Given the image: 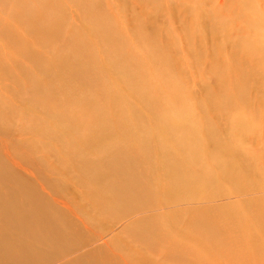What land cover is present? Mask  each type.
<instances>
[{
	"label": "rangeland",
	"instance_id": "obj_1",
	"mask_svg": "<svg viewBox=\"0 0 264 264\" xmlns=\"http://www.w3.org/2000/svg\"><path fill=\"white\" fill-rule=\"evenodd\" d=\"M57 1L66 15L61 20L57 16L52 18L49 28L60 22L59 32L57 36L51 33L52 41L42 49L48 64L44 82L47 94H52L60 103L59 107L48 109L52 116L50 122L62 129L63 123L58 115L66 113L68 117L71 114L74 125L77 122L84 128L80 126V134L89 135L93 141L79 142L67 150L69 153L64 150V154L57 152L54 142L50 143V135L36 129L34 124L35 117L42 113L36 106L38 102L22 108L23 96L14 100L18 109L10 118V125L5 124V128L14 130L9 136L18 142L5 150L9 161L22 177L37 186L44 197L55 199L51 205L54 208L53 228H58L67 238L80 239L70 248L64 247L63 241L51 239L53 243H49V247L56 245L53 249L56 255L67 258L65 261L74 259L75 264L82 263L87 257L85 252L95 245L118 254L119 260H123L126 254L133 255L138 264H192L185 260L187 257H179L177 250L173 251L154 232H150L147 219L169 217L172 222L181 220L173 230L181 233L185 229L197 234L201 242L215 252L228 251L227 244L219 238V225L210 230L216 236V242L210 240L211 243L198 235L201 231L195 227L192 208L205 206L235 209L234 215L245 218L264 246V33L245 26L240 18V10L244 9L264 19V0H244L253 5L244 8L246 2L243 0H96V5H99L97 12L110 18L117 25V31L121 29L125 48L138 58L136 71L131 72L129 83L114 74L106 79L107 94L122 95L120 106L123 113L117 115L111 114L103 94L94 88L82 69L77 68L83 61L82 56L66 50L71 45L79 48V44L69 37L72 27H67V23L78 27L81 23L78 14L84 13L85 18L92 20V16L83 9L86 0ZM55 2L48 0L47 9L52 6L54 9ZM53 9L52 16L58 12ZM221 21H224V27H220ZM140 24L155 28L157 33L156 42L149 51L141 47L145 37ZM29 39L30 43L34 42V48H38L37 41ZM245 44L254 46L256 51L248 54L243 49ZM215 45L234 49L241 59L252 58L253 65L249 66L248 74L238 73L223 78L210 67L193 62V55L200 47L209 54ZM222 52V56L230 61V54L225 49ZM64 53L68 55L61 63L59 56ZM159 55H165L178 64L181 73L173 78V83L180 82L181 92L173 89L172 79L162 71L163 65L155 63ZM137 94L143 98L144 104L138 100ZM185 107L190 110L189 122L195 123L198 129H206L210 125L221 146H226L220 153V149L205 135L200 137V144L195 148L201 149L203 167L215 178L214 188L208 194L202 196L197 193L195 196L196 192L172 194L161 185L156 189L159 199L148 198L137 204L132 199L119 202L114 192L106 187L117 170L132 161L119 153L120 141L127 133L124 124L132 128L143 121L149 125L151 118L185 117L181 114ZM95 112L100 114L98 119L94 117ZM238 126H245V129L238 130ZM100 130H104L105 135H99ZM10 137L0 136L1 144H9ZM168 144L169 139L163 147L167 148ZM177 148L173 146V150ZM233 152H237V157ZM173 159L185 162L187 154L173 152ZM221 162L233 163L243 169L251 165L252 180L245 179L242 183L229 181L227 173L223 176L218 168ZM39 167H44V171ZM196 167L190 164L188 174L193 175ZM103 187L104 191H101ZM143 216L146 218L140 221ZM192 236H187L191 238L190 244L197 240L195 235ZM250 241H245L242 249L252 252L254 247Z\"/></svg>",
	"mask_w": 264,
	"mask_h": 264
},
{
	"label": "bare ground",
	"instance_id": "obj_2",
	"mask_svg": "<svg viewBox=\"0 0 264 264\" xmlns=\"http://www.w3.org/2000/svg\"><path fill=\"white\" fill-rule=\"evenodd\" d=\"M246 1L243 0V2ZM47 2L48 0H0V136L10 137L9 135L14 131L11 128H5V124L10 125V118L18 109L14 100L17 101V97L23 96L22 108H28L32 102L37 101L36 106L42 112L35 117L36 129L50 135V143L54 142L57 152L64 150L65 153H69L67 150L73 149L77 143L92 142L93 138L80 134L81 128H84L77 125V122L74 125L71 114L68 117L66 113L58 115L63 123L62 129L50 122L52 116L48 113V109L54 106L59 107L60 103L52 94H47V86L44 82L48 64L42 49L52 39L49 35L54 33L57 36L59 32L60 22L56 23V27L49 28L52 18L57 16L61 20L66 13L57 0L54 9L53 6L47 9ZM96 3V0H86L83 3V9L89 13L90 17L92 16V20L85 18L86 13H84L78 14L81 22L77 25L78 27L67 23V27H72L69 37L79 44V48L71 45L66 50L74 51L76 55L82 56L79 60L81 58L83 61L77 68H81L94 88L97 87L103 94L111 114H122L123 110L120 106L122 95L120 93L114 96L108 95L106 79L114 74L121 81L129 83L132 80L131 72L136 71L138 58L125 48V44L121 41V29L117 31V25L110 18L100 16L97 12L99 5ZM250 3L246 2L243 8L253 6ZM52 9L58 11L54 16L51 14ZM240 13L241 23L251 26L259 33H264V19L259 14L249 13L244 9L243 11L241 9ZM220 23L222 24V26L219 25L220 27L225 26L224 21ZM147 26L140 24L145 37L141 47H146L149 51L156 42L157 33L154 32L155 28L153 30L151 26ZM29 38L37 41L38 48H34L35 40L33 39V43H30ZM224 49L230 54V61L222 56ZM243 49L248 54L256 51L254 46L249 44H245ZM61 55L59 57L62 63L68 54ZM193 57V62L202 64L205 68L210 67L223 78L238 73L246 76L249 66L253 65L252 58L241 59L234 49L227 50L221 45H215L209 54H205L200 47ZM155 63L163 65L162 71L172 79L173 89L181 92L180 82L173 83V78L175 79L181 73L178 70V64L165 55H159ZM61 67L57 68L60 70ZM57 68L56 73L59 72ZM137 98L142 102L141 104H144L139 94ZM181 114L185 117L177 115L174 119L165 118V116L151 118L149 125L143 121L132 128L131 125L124 124L127 127V133L124 134L123 141H120L119 153L126 155L132 161L117 170V174L113 175L106 187L114 192L119 202H129L132 199L137 204L148 198L159 199L156 189L161 185H164V188L172 194H179L182 191L196 192L195 196L197 193H201L202 196L208 194L214 188L215 178L203 167L204 159L201 156V149L195 148L200 144V137L203 138L205 135L216 148L220 149V153L226 146H221L210 125L206 129H198L195 123L189 122L190 110L187 107L181 111ZM99 115L98 112L94 113L97 119ZM120 118L126 122L124 118ZM78 119L76 120L80 121ZM237 129L244 130L245 126H238ZM137 130L139 132H135ZM98 133L105 135L104 130ZM10 139L9 144L0 142V264H75L74 259L65 261L67 258L57 256L53 251L56 245L50 248L49 243H53L51 239H55L59 242L63 241V246L70 248L78 244L80 239L67 238L58 228H53L54 208L51 205L52 200L55 201V199L49 196L44 197L37 186L22 177L11 164L5 150L18 142L12 137ZM168 139L170 144L165 148L163 146ZM51 145L53 144L49 146ZM173 146L178 148L173 150ZM26 149L29 151L27 145ZM173 152L177 155L186 153L187 160L183 162L173 159ZM233 155L237 157V152H233ZM190 164L197 166L193 175L188 174L190 170L187 168ZM218 168L222 170L223 176L227 173L229 181L242 183L252 180L251 165L243 169L233 163L221 162L218 163ZM39 170L44 171V167H39ZM103 189L104 187L101 191H104ZM196 189L199 191L197 192ZM107 194L109 195L110 192ZM192 210L195 227L201 231L198 235L216 242L217 238L210 233V230L213 226L219 225V238L227 244L228 251L215 252L204 245L196 236L197 234L185 229L181 233L179 230H173L177 224L180 225L181 220L172 222L169 217H150L147 219V228L150 232H154L160 241H164L173 248V251L177 250L179 257H187L185 260L192 264H222V261L231 264H264L263 244L259 238L257 239L254 230L247 225L245 218L234 215L235 209L229 206L224 209L220 206H205L192 208ZM131 211L134 210L131 209ZM145 218L146 216L141 217L140 221ZM186 235H195L197 240H191L190 244L191 238L189 239ZM247 240H251L250 243L254 247L252 252L247 248L242 249V245ZM85 254L87 257L79 264H138L133 255L126 254L123 260H119L118 254L101 249L98 245L88 249Z\"/></svg>",
	"mask_w": 264,
	"mask_h": 264
}]
</instances>
